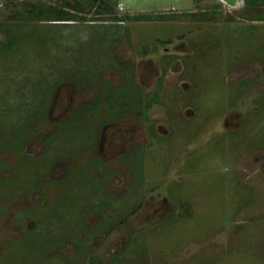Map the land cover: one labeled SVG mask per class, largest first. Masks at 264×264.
<instances>
[{
	"label": "rangeland",
	"instance_id": "1",
	"mask_svg": "<svg viewBox=\"0 0 264 264\" xmlns=\"http://www.w3.org/2000/svg\"><path fill=\"white\" fill-rule=\"evenodd\" d=\"M66 1L0 0V264H264V8Z\"/></svg>",
	"mask_w": 264,
	"mask_h": 264
},
{
	"label": "trees",
	"instance_id": "2",
	"mask_svg": "<svg viewBox=\"0 0 264 264\" xmlns=\"http://www.w3.org/2000/svg\"><path fill=\"white\" fill-rule=\"evenodd\" d=\"M117 0H114L116 2ZM249 5L256 6L254 8H264V0H246ZM90 4L87 5L88 9H86L85 5L79 1L76 0L75 5L73 4H68L69 2L66 1V5H69L73 9H76V11L80 13H85L84 15L88 14L91 10L93 9L96 4H98L96 9L99 11V14L102 15L101 20H115V21H120V20H142L146 18L145 15H127V16H119L114 13V8L106 1V0H89ZM33 7V6H32ZM55 11V12H54ZM77 13V12H76ZM24 17L21 15H17L18 18H25V19H32V20H53V21H74V20H80L84 19V16L77 14H74V11L67 10L66 7H56V6H49V8H45L43 5L39 6H34L33 8H30V10H27L25 12ZM32 14V15H31ZM79 15V16H78ZM145 16V17H144ZM90 20H95V19H90ZM63 23V22H62ZM68 23V22H65ZM1 28V26H0ZM3 44H0V46ZM8 46V44L6 45ZM122 63H120L121 65ZM132 75V81L134 85L136 86L135 78H134V73L129 72ZM98 103V102H96ZM120 254V252L117 253V255Z\"/></svg>",
	"mask_w": 264,
	"mask_h": 264
},
{
	"label": "crops",
	"instance_id": "3",
	"mask_svg": "<svg viewBox=\"0 0 264 264\" xmlns=\"http://www.w3.org/2000/svg\"><path fill=\"white\" fill-rule=\"evenodd\" d=\"M90 23H93V22H90Z\"/></svg>",
	"mask_w": 264,
	"mask_h": 264
},
{
	"label": "flooded vegetation",
	"instance_id": "4",
	"mask_svg": "<svg viewBox=\"0 0 264 264\" xmlns=\"http://www.w3.org/2000/svg\"><path fill=\"white\" fill-rule=\"evenodd\" d=\"M137 84V83H136Z\"/></svg>",
	"mask_w": 264,
	"mask_h": 264
}]
</instances>
